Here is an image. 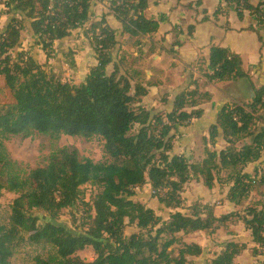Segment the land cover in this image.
Returning <instances> with one entry per match:
<instances>
[{"label": "trees", "instance_id": "16d2710c", "mask_svg": "<svg viewBox=\"0 0 264 264\" xmlns=\"http://www.w3.org/2000/svg\"><path fill=\"white\" fill-rule=\"evenodd\" d=\"M95 1H5V7L18 14L5 32L0 28V78L14 100L8 106L0 102V196L3 190L21 195L13 201L9 226L0 225V264H11L16 243L23 239V234L27 235L29 245L48 249L46 258L36 256L35 264H156L175 246L179 250L173 261L186 264L189 257H201L204 250L196 243H186L182 235L215 233L225 225L239 222L251 232L257 246L254 252L264 249V206H247L241 212L221 217L209 204L196 203L190 207V214L178 211L183 205L181 194L193 181H203L209 190L216 184L229 186L226 200L237 207L248 199L256 176L246 168L259 162L264 153V116L260 114L264 111V86L254 85L239 54L222 46L210 47V72L204 76L207 83L246 80L252 97L249 102L231 100L223 105L216 123L209 128V138H204L205 157L191 162L175 153V133L203 118L205 113L200 106L211 100V95L202 92L194 81L189 85L193 89L182 91L172 104L163 99L164 105H170V113L147 108L143 98L149 95L148 88L133 83L117 67L111 73L108 69L119 34L151 38L159 31V21L146 17L148 0H111L110 12L103 14L100 21H91ZM225 4L227 9L235 5L240 19L243 10L250 11L257 16L258 27L264 28V0H258L257 6L251 0H225ZM219 13H224L221 7L216 16ZM110 14L121 23L120 30L109 26ZM25 21L30 22L32 33L39 38L48 62L54 43L69 39L89 24L84 37L96 54L97 66L90 68L80 85H75L62 75L47 72L48 62L41 65L23 53L14 57L22 47ZM250 30L262 41L258 28ZM67 64L71 70L76 69L73 52L69 53ZM258 122L263 123L260 129L256 128ZM35 133L54 140L63 135L101 137L107 160L81 159L78 150L61 148L50 155L45 167L31 171L30 181L23 180L15 173L16 163L8 156L3 140L19 135L29 138ZM220 137L226 147L211 150L208 143L216 146ZM224 171L229 172L226 180L222 176ZM88 184L98 189L93 205L89 206L95 215L90 216L93 222L85 236L74 235L55 222L61 211L85 203L82 187ZM147 184L153 198L165 209L175 211L168 221L137 200L135 190ZM164 189L166 193H162ZM33 211H45L53 221L40 224ZM130 226L138 233L126 238ZM87 247L94 249L96 259H76V253ZM247 248L245 243L227 242L220 255L206 264H235Z\"/></svg>", "mask_w": 264, "mask_h": 264}, {"label": "crops", "instance_id": "0c3cea01", "mask_svg": "<svg viewBox=\"0 0 264 264\" xmlns=\"http://www.w3.org/2000/svg\"><path fill=\"white\" fill-rule=\"evenodd\" d=\"M110 1L111 0L95 1L92 9L93 15L91 17V21H100L103 14L110 12ZM148 2L149 8L145 12V15L148 19H155L159 21V31L151 38L148 36L132 37L130 35L119 34L117 47L111 53L113 63L109 69L114 70L115 67H117L121 74L126 75V66L129 65V63H133L134 61L139 62L141 69L144 70V73L146 74V82H151L153 86L157 85V88L161 89L163 88L161 85L162 81L167 82L168 80L155 81L156 83L152 82L154 79L150 75L154 74L153 69L155 63V67L158 69L159 73L163 72L161 76H167L170 77V79L175 78L174 82H182L178 79V77H180L182 80H186L190 85V80L197 81L199 78L198 80H201L204 84L200 88L201 91L208 92L211 95V100L202 103L200 106V108L203 109L205 113L202 119L194 120L191 123L192 125L179 129L186 130L187 134L185 140L187 144L188 142L197 143L198 139L200 140L208 137L209 128L211 125L216 123L220 110L225 103L229 102L230 96L237 99V102H249L252 97L251 86L246 80L233 81L231 79H225L220 83H207V80L204 76L206 73L210 72L208 62L210 47L212 45L222 46L229 49L233 53L239 54L243 59V67L250 75L251 81L257 88L262 87L264 86V28L258 27L259 20L257 16L253 15L248 10H243V18L240 19L235 5L227 9L225 0H148ZM251 3L257 6L258 0H251ZM4 5L5 2L3 4L2 0H0V12H3L2 9L5 8ZM219 7H221L222 12L224 11V13H219L216 16V12ZM205 18L207 21H203ZM107 21L109 26L113 29H121V23L112 14L108 15ZM88 25L89 24H85L82 27L83 29H78L77 33L79 34L76 35L73 33L69 39L63 42L54 43V49L57 52H55L54 58L50 59L48 62L46 52L40 45L29 49L30 52L28 54L25 38L27 41L32 42L35 40V36L32 33L30 22L25 21L24 29L22 31V47L13 55L16 57V54L25 53L31 56L41 65H46L48 62V66H51L54 71V68L56 69L58 67L59 61L65 58L64 47L68 49V47L74 46L75 50H73V52L75 53L74 60L76 62L75 70L78 69L83 71V81L90 68L95 67L98 64L96 54L91 48L89 40L84 37V32ZM27 26L29 27L30 31H27ZM191 27L193 28L190 29ZM251 27L258 28L260 30L262 41L259 40L258 34L255 31L250 30ZM0 28L2 30L1 23ZM134 41H138V45L145 41L146 45L143 43L137 47V50H135L133 47ZM29 46L31 47V45ZM151 60L154 61V64L149 66ZM89 61L92 63L87 65ZM198 63H200V65L204 68L203 73L197 72L196 69L193 68ZM88 66L90 68L86 72V68ZM109 69L108 72L111 73L112 71ZM136 82H134L133 79V83ZM1 83L2 78H0V84ZM220 87L226 88L228 94H226L223 90L221 91ZM183 89L184 88L180 89L181 92ZM177 95H175V92L170 95V104H172L173 98H175ZM148 97L149 95L143 98V103L147 108H149L147 105L148 101L146 102L145 99H148ZM161 109L162 108H159L158 111L161 112ZM218 141L221 148H217L216 150H222L224 148V141L222 137H220ZM178 155H184L186 158H188L187 155L182 153H179ZM196 182L197 181H193L187 184L183 190V193L181 194L183 198L182 200L184 201V206L186 207V210L179 209L180 212H183V214L188 211V208L195 205L196 203L214 206L213 204H210L211 199H218L219 197H225L227 195H218L215 193V189L209 190L204 186V184L200 185V183ZM197 186H201L200 193L197 191ZM146 187L151 189L149 184H147ZM151 199H156L158 201L157 198L151 197ZM137 200L145 204L147 207H150L144 202L148 199L141 200L137 196ZM216 204L219 205L218 207L214 206L217 217H221L222 215L231 212L241 211L238 210L240 208L239 206L237 207L227 200L224 201L223 205H220L219 202ZM152 209L155 210V208ZM163 209H165V207L160 204L159 210ZM167 211L172 210H166V212ZM174 212L175 211H172V213ZM164 220L168 221L169 219ZM236 226L243 229V235H246V231L248 230L245 228L242 222L232 225L231 227L233 228ZM236 242L247 244L245 240ZM192 243L196 242H190L189 244ZM247 250H245L235 259V264H241V258L246 255V253H248ZM191 260L192 259H189V261Z\"/></svg>", "mask_w": 264, "mask_h": 264}, {"label": "rangeland", "instance_id": "374dc122", "mask_svg": "<svg viewBox=\"0 0 264 264\" xmlns=\"http://www.w3.org/2000/svg\"><path fill=\"white\" fill-rule=\"evenodd\" d=\"M4 2L5 1L2 0L3 4ZM2 10L3 12H0L1 15L0 23L2 25L1 32L3 33L7 29V26L9 25L11 19H13L15 17L14 15H17L18 13L14 9L11 8L9 9L6 7L3 8ZM27 31H30L28 26H27ZM74 34L77 35L79 33L75 31ZM34 39H35L34 41L29 42L25 38L28 54L30 52L29 49L40 45L39 38L35 36ZM143 43L146 45L145 41H143ZM29 45H31V47ZM140 45H138V41H134L133 47L135 48V50H137V47H139ZM64 50H65V55H64L65 58L59 61L58 67L56 69L54 68L53 71L51 66L48 67L46 66L45 70L50 74L62 75L71 84L79 85L82 79L84 78L83 71L78 69L71 70L69 68V65L67 64L69 59V53L73 52V50H75V47L70 46L68 47V49L64 47ZM55 52L57 51L54 49V53L51 56L52 58H54ZM73 54L75 55L74 52ZM91 63L92 62L89 61L87 65ZM151 64H154L153 60L150 61L149 66H151ZM155 66L153 69L154 74L150 75L154 79L152 82L156 83L155 81L168 80L167 82L166 81H162V83L160 82L163 87L162 89L157 88V85L153 86L151 82L148 83L146 82L147 81L146 74L144 73V70L141 69L139 62L134 61L133 63H129V65L126 66V69H127V74L134 79V82L137 81L136 83L143 84L147 88L149 87V91H150L149 97L148 99L147 98L145 99L146 102L148 101L147 103L148 107L156 110L162 108L161 113L167 114L170 113L171 108L170 105L169 106L164 105L163 99H169L170 95H172L174 92L175 95H177L179 91L181 92L180 89L182 88H184L182 90L183 92L184 91L187 92V90L190 91L193 88H189L188 82L186 80L185 81L182 80L180 77H178V79L182 82L179 83V82H174L175 78L170 79V77L161 76L163 72L159 73L158 69ZM89 68H90L89 66L86 68V72L88 71ZM193 68L200 73H203L204 71V68L200 65V63L195 65ZM109 70L113 71L112 69ZM198 79L195 82H197V84L201 88V86H203L204 84L201 80ZM191 82L194 81L190 80L189 83ZM220 88L221 91L223 90L225 91L226 94H228L226 88L223 87ZM231 100L238 101L237 99L230 96L229 101L233 102ZM0 102L3 106H8L14 103L10 91L5 87V82L3 81V79H2V83L0 84ZM260 114L264 116V111L260 112ZM163 118L164 120H166V117ZM262 126L263 123L258 122L256 128L260 129ZM186 134L187 133L185 129H181L177 133H175V141H174L175 153L176 154L182 153L187 155L188 159L191 162L195 160H199L200 158H202L203 155L205 157L206 155L205 148L207 147V144H205L204 142L205 139H200V140L198 139L197 143L188 142L187 144L185 140ZM208 138H209V132L207 139ZM3 144L7 150V154L10 157V159L16 163L15 173L17 172V174H19V176L23 180H27V181H30L31 171L36 168L45 167L48 164L50 155L57 149H61V148L76 149L78 150L81 159L83 158L91 159L94 162H103L107 160L105 158V153H104L105 141L98 136H95L91 139H86L83 137H71V136L63 135L60 137V139L54 140L50 136L35 133L32 137L29 138H25L20 135L9 136L7 139L3 140ZM208 146L211 150H214V147H216L215 149L221 148L219 141H218V145L216 146H212L210 143H208ZM225 147H226V143H224V148ZM246 171L249 172V174H251L253 177L256 176V178H254L256 181L252 183V191L250 192L248 199L245 202H243L241 206H239L240 208L238 210L241 211H243L244 210L243 208L247 206L248 207L255 205L264 206V153L262 159L255 164H249L246 168ZM228 175L229 172L224 171L222 173L224 180L228 178ZM196 183H200V185L203 184V182H196ZM200 187L197 186L198 193L201 192ZM214 189L216 190L215 192L216 194L218 195L220 194L221 196H223L224 194H227L229 190V186H220V184H216ZM82 190H83L82 197H83V201L85 202L83 203L84 206L81 202H79L75 208L61 211L58 214L57 222H55L63 225L67 230H69L74 235H79V236H85L86 232L89 230V228L92 225L93 220L90 218V216H94L95 213L93 209L89 210V206L93 205V199L98 193V189L90 184L83 186ZM135 193L136 196H138V198L141 200L148 199L147 201L144 202L148 204L150 207L155 208L157 215L161 216L164 219H169V215L172 213V211L166 212L167 209L159 210L160 204L156 199L153 200L151 199V197H153V192L151 189H149V187L144 186L142 188H138L135 190ZM20 195H21L20 193L11 192L9 190L2 191V194L0 196L1 226H9L10 217L12 214L11 208L13 201L19 198ZM225 197H219L218 199L214 198L213 200L211 199L210 204H213L215 207H218L219 205L216 203L219 202L220 205H223L224 201H226ZM182 202L183 205L181 209L186 210V207L184 206V201L182 200ZM187 210L188 211H186L185 214H190L191 209L188 208ZM32 214L33 216L40 218V224H46L53 221V219H51L49 214L45 211H33ZM232 225L233 224L225 225L226 227L219 229L215 233L197 232L189 235H182L181 237L186 243L189 244L190 242H196L200 244L204 250L203 255L201 257L188 258V262L186 264H206L210 262L211 260L215 259L218 255H220V253L224 249V245L232 240L235 241L245 240V242H247L248 244L249 247L247 250L248 253H246V255H244L241 258V264H264V249H258L257 253L256 251L254 252V248H257V246L256 244L253 243V241L251 242L252 240L251 232L246 231V235H243L244 233L243 229L237 226L232 228L231 227ZM135 233H138V230L134 226H130L125 232V237L129 238L131 235ZM22 236L23 239H20L16 243V248H15L16 250L14 256L11 259V264H35L36 256H42L43 258H46L48 249H45L42 246H31L26 242L27 235L23 234ZM106 245L110 249L114 248V245L112 244L106 243ZM177 250H179V247L175 246L172 249V251L169 252L166 258L157 259L156 264H177L176 262L173 261V258L178 256ZM75 256L76 259L81 260L83 262H92L96 259V254L92 247H87L85 250L76 253ZM189 259L192 260L189 261Z\"/></svg>", "mask_w": 264, "mask_h": 264}, {"label": "built area", "instance_id": "2783aa9c", "mask_svg": "<svg viewBox=\"0 0 264 264\" xmlns=\"http://www.w3.org/2000/svg\"><path fill=\"white\" fill-rule=\"evenodd\" d=\"M166 191H167V190H166V189H164V190L162 191V193H166Z\"/></svg>", "mask_w": 264, "mask_h": 264}]
</instances>
